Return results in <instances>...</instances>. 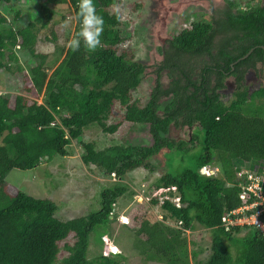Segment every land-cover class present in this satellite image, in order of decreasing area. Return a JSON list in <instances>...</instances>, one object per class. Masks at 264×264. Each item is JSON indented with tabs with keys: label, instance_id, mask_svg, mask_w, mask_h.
I'll return each instance as SVG.
<instances>
[{
	"label": "trees",
	"instance_id": "1",
	"mask_svg": "<svg viewBox=\"0 0 264 264\" xmlns=\"http://www.w3.org/2000/svg\"><path fill=\"white\" fill-rule=\"evenodd\" d=\"M10 1L0 0V71L24 69L16 48L30 66L23 95H15L11 103V93L0 92V264H119L103 252L89 258L88 245L96 227L112 221L116 201L135 194L125 175L136 168L153 171L152 160L160 154L172 161L174 155L183 157L194 150L193 165L165 170L152 185V191L161 190V198L151 195L149 205L158 206L161 217L134 215L127 223L138 237L144 261L264 264V238L258 228L222 224L223 217L232 216L231 210L249 201L240 194L243 179L235 178V172L264 162V0H249L244 8L236 0H221L215 16L191 21L159 45L161 59L144 104L132 99L131 92L146 65L120 50L126 37L119 11H110L121 0H92L104 18L101 43L94 51L83 44L76 50L55 44L51 59L35 49L36 25L46 28L53 6L68 3L75 37L80 0H38L40 14L24 26L21 11ZM2 9L12 14L10 20ZM50 34L55 42L56 35ZM250 69L262 73L255 89L244 84ZM162 71L169 78L166 89L160 81ZM229 76L235 87L232 97L223 101L219 90ZM162 95L170 96L164 106ZM115 104L123 112L120 121L113 122ZM123 122L130 129L145 125L150 142L122 141L96 148L93 141L82 139L86 128L113 134ZM171 126L190 129L189 138L171 137ZM72 140L83 150L81 162L100 178L85 175L88 182L80 196L92 201L84 210L66 217L60 213L66 201L7 190L5 177L12 169L29 170L56 156L66 157ZM207 169L218 171L206 174ZM91 186L97 189L92 194ZM77 188L76 183L70 188L72 198L79 195ZM196 228L209 234L208 246L197 234L188 238L186 231ZM68 237L72 242L63 243L67 254L58 258L59 242ZM99 238L104 244L103 232ZM231 251L236 252L234 261Z\"/></svg>",
	"mask_w": 264,
	"mask_h": 264
},
{
	"label": "rangeland",
	"instance_id": "2",
	"mask_svg": "<svg viewBox=\"0 0 264 264\" xmlns=\"http://www.w3.org/2000/svg\"><path fill=\"white\" fill-rule=\"evenodd\" d=\"M236 1L239 7L244 8L249 0ZM257 2L258 0H251L249 3L255 4ZM9 4L14 9L21 11L19 21L23 26L40 14L38 0H11ZM222 6L223 2L221 0H121L120 5L110 8V11L115 9L119 11L120 29L126 37L120 44V50L126 49L129 51L127 52L128 54H133V59L146 65L140 84L131 92L132 99L138 100L139 104H144L149 97L154 85L156 64L161 59L158 46L183 26H189L191 21L207 20L212 15L215 16L217 14L216 10ZM53 9L55 13L50 18L46 28H39L38 23L36 25L37 43L35 44V49L37 52L49 54V59L53 58L52 52L55 49V44L66 48V42L74 38L75 19L73 9L68 3L54 5ZM2 12L9 20L11 19L12 14H8L7 9H2ZM51 32L56 35L55 42L52 41ZM16 52L19 57V63L22 64L24 69L15 73L5 70L0 71V92H10L11 103L15 95L24 94L23 88L27 80L25 76L27 77V69L30 66L28 65L29 62H27L28 57L22 54V51L18 48H16ZM257 66L260 67V64H257ZM51 70H48V73ZM260 73L253 69L248 70L244 76V84L250 89H255L261 85L263 79L262 73ZM160 81L163 88L166 89L169 84V78L165 71H162ZM234 87L233 77H227L224 88L219 90L223 101H227L232 97L231 93ZM169 99L170 96L162 95L160 97L161 105L164 106ZM41 100L42 95L37 98L38 102H41ZM117 107L119 106L115 104L113 116L110 117L113 122L120 121L119 113L123 112V109ZM127 125L126 122H123L113 134L102 133L99 128L92 126L84 129L82 139L93 141L96 148H104L122 141L133 143L150 142L145 125H139L136 129H130V126ZM189 131L190 129L188 128L176 129L171 126L168 134L176 139H188ZM69 150L68 156H56L49 162H42V166L39 165L29 170L12 169L5 177L7 190H21L37 197H51L57 201H66L64 207L60 209V213L66 217L78 213L79 208L84 210L87 204L89 205L92 201L87 197L83 198L80 196L84 191V184L88 182L85 180V175L90 178H100L95 176L81 162L80 155L83 150L78 141L72 140ZM192 152H195V150L185 154L183 157L174 155L172 161H167L166 157L160 154L155 158L156 161L152 160V163L154 162L156 165L153 171L136 168L125 175V181L135 190L136 195L128 194L120 197L114 205V211L111 216L113 217L112 221L105 227H96L91 233L88 245L89 258H95L100 252H103V254L109 255L111 259L119 264H161L156 261H144L143 255L139 252L138 237L124 221H129L130 217L134 215L140 218L143 216L151 217V214L157 218L161 217V209L158 206L149 205V194L153 188L152 185L165 170L177 169L180 165H193L195 161L193 159L194 154H191ZM181 158H184V162H181ZM75 183L79 187L76 189L79 195H74L75 198H72L70 188H73ZM95 190L97 189L91 186L88 192L92 194ZM130 192L128 191V193ZM158 197L161 198L160 194H158ZM145 205H148L149 209H146ZM101 232L104 233L105 245L99 238ZM244 232L245 230H242L238 234L242 235ZM196 234L199 236L198 239L202 237L201 240L202 243L204 242V247L209 245V234L206 230L196 228L195 231L186 233L190 239ZM65 241L71 243L72 238L68 237L64 241L59 242L58 258L67 254L63 248ZM112 245L118 247V253L109 254ZM231 255L234 261L236 252L231 251ZM56 264L62 263L57 262Z\"/></svg>",
	"mask_w": 264,
	"mask_h": 264
},
{
	"label": "built area",
	"instance_id": "3",
	"mask_svg": "<svg viewBox=\"0 0 264 264\" xmlns=\"http://www.w3.org/2000/svg\"><path fill=\"white\" fill-rule=\"evenodd\" d=\"M214 171L218 169H207L205 173L210 174ZM236 176L242 177L240 194L249 201L231 210L232 216L223 217L222 224L258 228L264 238V164H255L244 172L236 171L235 178Z\"/></svg>",
	"mask_w": 264,
	"mask_h": 264
},
{
	"label": "clouds",
	"instance_id": "4",
	"mask_svg": "<svg viewBox=\"0 0 264 264\" xmlns=\"http://www.w3.org/2000/svg\"><path fill=\"white\" fill-rule=\"evenodd\" d=\"M77 18L80 23V28L77 35L74 38L69 39L66 42V46L72 50L80 48L81 44L88 49L94 51L101 43V33L103 31L104 18L96 12L95 6L92 0H80L78 5ZM258 164H264V162H258ZM161 190H151V195L160 194ZM142 201V199H140ZM126 224L128 221H124ZM189 233V231H186ZM115 248V251H112ZM118 251L116 245H112L110 252L115 253Z\"/></svg>",
	"mask_w": 264,
	"mask_h": 264
},
{
	"label": "water",
	"instance_id": "5",
	"mask_svg": "<svg viewBox=\"0 0 264 264\" xmlns=\"http://www.w3.org/2000/svg\"><path fill=\"white\" fill-rule=\"evenodd\" d=\"M112 251H115V248H112Z\"/></svg>",
	"mask_w": 264,
	"mask_h": 264
}]
</instances>
